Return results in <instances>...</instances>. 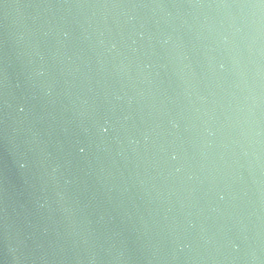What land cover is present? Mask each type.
<instances>
[{"label": "water", "instance_id": "water-1", "mask_svg": "<svg viewBox=\"0 0 264 264\" xmlns=\"http://www.w3.org/2000/svg\"><path fill=\"white\" fill-rule=\"evenodd\" d=\"M0 264H264V0H0Z\"/></svg>", "mask_w": 264, "mask_h": 264}]
</instances>
